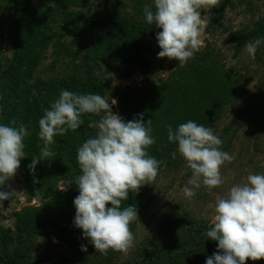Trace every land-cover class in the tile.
<instances>
[{
  "label": "trees",
  "instance_id": "16d2710c",
  "mask_svg": "<svg viewBox=\"0 0 264 264\" xmlns=\"http://www.w3.org/2000/svg\"><path fill=\"white\" fill-rule=\"evenodd\" d=\"M1 1L14 11L23 4V0ZM79 1L81 0L77 2L54 0V5L49 7L43 4L44 11L39 22L28 25V20L36 21L28 14L25 34L22 32L16 34L19 30L14 33L13 60L3 71L0 83V124H8L12 119H16L28 129L29 135L24 139L23 150L25 176L31 185L32 196L38 203L26 205L16 212L15 233L0 228V264L32 262V248L36 237L50 235L65 244L69 256L63 257L62 260L71 264H205L206 257L217 251V242L206 236L210 223L194 210L175 203L162 213L158 222L146 224L149 227L125 257L121 256L122 252L111 249L107 255L100 254L89 239L83 237L82 230L74 226L73 200L79 194L74 182L81 174L76 150L86 139L95 135L96 129L88 127L89 120H98L100 117L84 115L82 117L84 124L76 131L69 130L62 136L54 137L55 143L51 145L53 156L39 161L34 171L29 168L32 159L40 158V150L43 147V141L38 135V121L44 110L58 98L61 90L81 94L80 90H75L77 79L74 77H64L59 83L54 80L44 81L41 78H36L33 84L27 82V79L34 76L33 72L46 46L45 30L56 16L67 18L68 22L73 23L69 24L73 28V34L83 32L78 30L77 23L81 17L84 21L88 19L83 17L82 12L65 9L66 5H74ZM131 1L134 2L135 11L142 12L140 1L145 0ZM148 1L154 10V0ZM82 2L88 4L89 0ZM229 2L223 0L222 6ZM142 15L145 18L144 12ZM113 18L108 21L104 19L92 21L89 33L95 38L93 41L90 40L93 46L98 47V51L100 48L103 49L105 54L119 63L146 61L142 50L136 46V38L153 37L160 29L153 24L154 27L149 30L147 25L133 22L131 17ZM11 21L18 27L23 25L16 13L11 14ZM212 21L215 22L216 17L212 18L210 23ZM39 32L43 35L42 38L37 36ZM263 33L264 22L243 31L241 38L234 45L235 53L239 52L247 41L257 39ZM63 34L53 32L57 37L56 41H59ZM56 45L59 53L72 52L69 45L68 47L62 43ZM240 86L241 78L237 70L227 67L216 50L207 48L195 52L194 57L184 66L178 63L177 67L164 77L147 79L137 85L116 87L110 92L116 99L118 115L125 121L139 118L140 113H143L144 122L151 119L153 130L151 134L156 142L148 151L157 160L165 162L159 168L156 183L154 181L145 184L135 193L130 191L128 199L122 202V206H136L138 213L136 221L143 220L141 213L148 205V200L156 198L152 194L153 186L156 184L158 190L166 191L167 189L159 187V181L167 174L166 172L176 170L182 163L178 152L175 159L172 158L177 144L167 140L166 125H171L175 129L179 124L193 120L210 127L223 115L226 105L239 94ZM97 88L100 86L97 85ZM59 181L68 182L67 190L59 188L57 185ZM135 222L130 224L131 231L135 228ZM134 237L136 239L135 235ZM81 245H86L87 251H82ZM245 264H264V259L256 261L249 259Z\"/></svg>",
  "mask_w": 264,
  "mask_h": 264
},
{
  "label": "clouds",
  "instance_id": "9594fccd",
  "mask_svg": "<svg viewBox=\"0 0 264 264\" xmlns=\"http://www.w3.org/2000/svg\"><path fill=\"white\" fill-rule=\"evenodd\" d=\"M218 4L219 0H154V10L146 7V22L160 29L155 37L161 49L158 57L174 58L184 66L204 46L201 10ZM262 40L257 38L246 44L250 58L255 59ZM114 104L115 99L109 103L99 94L61 90L38 121L43 147L40 158L32 159L29 165L34 171L39 161L53 156L54 137L76 131L84 124V115L100 117L89 120L88 127L96 129L95 135L76 150L81 174L75 178L79 194L73 204L74 226L102 255H107L109 249L127 254L133 247L135 237L130 224L138 219L137 208L122 206V202L130 191L135 193L154 182L165 163L148 151L156 142L151 134V119L144 122L140 113L139 118L125 121L111 110ZM166 127L167 140L177 144L172 158L178 152L191 170L187 182L191 187H183V195L191 199L202 186L208 191L222 186L225 181L221 166L231 163L234 157L221 149L223 141L213 129L193 120L175 129ZM28 135L27 127L16 119L0 124V186L19 168ZM13 193L0 190V201ZM206 236L217 242V251L206 257L205 264H245L249 259H264V173H249L246 182L232 185L215 201ZM81 250L87 251L86 245H81Z\"/></svg>",
  "mask_w": 264,
  "mask_h": 264
},
{
  "label": "rangeland",
  "instance_id": "374dc122",
  "mask_svg": "<svg viewBox=\"0 0 264 264\" xmlns=\"http://www.w3.org/2000/svg\"><path fill=\"white\" fill-rule=\"evenodd\" d=\"M68 1L77 2V0ZM229 1V4L224 7L223 0H219L216 7L201 10L203 18L201 35L204 46L200 48L203 51L207 48L216 50L226 66L237 70L241 78L239 94L226 105L220 119L210 125L214 133L223 141L221 149L234 157L231 163L225 162L221 166L225 183L211 191L202 186L196 190L195 196L191 199L186 198L181 190L185 186L191 187L187 183L191 177V170L179 155L182 160L181 165L172 172H166L167 174L159 181V187L167 190H158L155 184L157 180L155 181L152 194L156 198L148 200V205L141 213L143 220L135 222V228L132 230L136 236L134 243L141 239L143 232L149 227L146 224L152 225L158 222L162 213L169 210L174 203L194 210L210 223L215 201L224 195L229 187L246 182L249 173H264V40L257 48L255 59L250 58L245 51L246 44L255 39L247 41L237 53L234 49L243 31L255 28L257 23L264 22V0ZM140 2L142 12L146 7H151L148 0ZM43 4L47 7L52 6L54 0H23L22 6L15 11L6 7V4L0 0V83L3 71L13 60L15 31L19 30L16 34L20 32L25 34L28 14L36 20H28V25L38 23L43 15ZM65 9L82 12L83 17L88 19L84 21L81 17L77 23L76 27L83 32L73 34V28L70 26L73 23L68 22L67 18L56 16L53 22L49 23V28L45 30L47 31L44 37L46 46L33 72L34 76L32 79H27L28 84H33L36 78L44 81L54 80L59 83L64 77H74L77 79L75 90H80L81 94H99L109 99L111 103V99L115 98L110 92L116 87L137 85L147 79L164 77L179 63L174 58L158 57L157 53L161 49L155 38L156 35L136 38V46L142 50L146 61L132 64L119 63L105 54L103 49L100 48L98 51V47L93 46L90 40L93 41L95 38L89 30L90 24L95 20L108 21L113 17H131L133 22L143 23L152 30L154 25L146 22L142 12L135 11L134 2L131 0H110L109 2L89 0L88 4L81 0L74 5H66ZM15 13L23 23L21 27L14 25L11 21V14ZM214 17L216 21L210 23ZM204 27H206L205 30ZM53 32L64 34L59 41H56L57 37L53 35ZM37 36L43 37L41 32ZM259 38H264V33L259 35ZM61 43L67 47L69 45L72 52L66 54L64 51L57 52L56 44ZM67 80L69 81V78ZM97 85L100 88H97ZM111 110L118 114L117 102L111 106ZM103 115L104 113L101 114ZM24 164V157H22L14 176L7 180L4 186H0V190L14 191L12 197L0 201V228L9 229L13 233L16 232V212L26 205L38 203L32 196L31 185L25 176ZM57 185L65 190L69 186L66 181H59ZM68 256L65 244L55 236L36 237L32 248L33 261L23 264H71L62 260L63 257ZM121 256L125 257L126 254L122 253Z\"/></svg>",
  "mask_w": 264,
  "mask_h": 264
}]
</instances>
